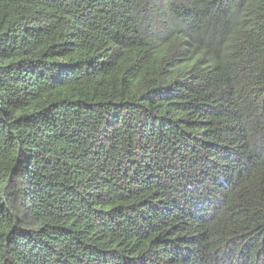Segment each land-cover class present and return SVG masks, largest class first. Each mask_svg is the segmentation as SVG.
<instances>
[{
    "label": "trees",
    "instance_id": "trees-1",
    "mask_svg": "<svg viewBox=\"0 0 264 264\" xmlns=\"http://www.w3.org/2000/svg\"><path fill=\"white\" fill-rule=\"evenodd\" d=\"M0 264H264V0H0Z\"/></svg>",
    "mask_w": 264,
    "mask_h": 264
}]
</instances>
